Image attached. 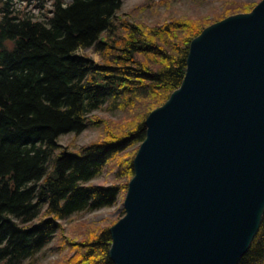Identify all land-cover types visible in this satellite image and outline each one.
I'll use <instances>...</instances> for the list:
<instances>
[{"label":"trees","instance_id":"trees-1","mask_svg":"<svg viewBox=\"0 0 264 264\" xmlns=\"http://www.w3.org/2000/svg\"><path fill=\"white\" fill-rule=\"evenodd\" d=\"M17 1L0 0V264H36L46 250L51 264H112L111 225L79 222L72 240L62 222L124 196L146 117L180 87L190 42L214 22L151 26L138 15L152 1L118 15L124 0H35L38 19ZM252 8L227 1L215 22ZM102 108L129 117L90 116ZM99 127L94 142L60 149L63 135ZM105 172L111 185L89 184ZM238 264H264V215Z\"/></svg>","mask_w":264,"mask_h":264},{"label":"water","instance_id":"water-1","mask_svg":"<svg viewBox=\"0 0 264 264\" xmlns=\"http://www.w3.org/2000/svg\"><path fill=\"white\" fill-rule=\"evenodd\" d=\"M145 119L112 264H238L264 215V0L205 28Z\"/></svg>","mask_w":264,"mask_h":264},{"label":"rangeland","instance_id":"rangeland-1","mask_svg":"<svg viewBox=\"0 0 264 264\" xmlns=\"http://www.w3.org/2000/svg\"><path fill=\"white\" fill-rule=\"evenodd\" d=\"M45 1V0H42ZM152 1V5H150L144 12L138 15V19L143 22L151 25H161L169 20L173 19H189V20H212L211 22H215L220 19V12H222L224 8V4L227 1H234L237 3H242L245 7H255L261 0H124L121 5V10L118 13L127 14L129 11L135 9L136 7L144 4H149ZM160 1H169L168 7H160L156 10L153 9V5ZM23 8L28 7V9L33 10L34 15L39 14L35 9L37 2L28 1V0H18L17 1ZM45 8L50 9V1L47 0L45 2ZM252 8V9H253ZM249 13V12H248ZM243 14V13H239ZM237 15V14H234ZM233 16V15H231ZM230 17V16H229ZM39 19V18H38ZM223 20V19H222ZM221 21V20H220ZM219 22V21H218ZM213 23V24H214ZM83 55H87L92 58L94 62H99V58L96 54L91 52L90 49H87L81 52ZM91 117L98 118H106L113 121L124 120L129 117L126 113H121L119 111L110 113L107 112L106 109L102 108L99 111H95L91 113ZM102 133V127L99 128H90L85 130L82 134H80L77 138L74 137L73 134H67L60 137L58 145L60 149H65L66 147H70L72 149H76L82 146H86L99 137ZM138 147V146H137ZM137 147H133L132 151L137 149ZM113 181L112 174H108L107 172L103 173L101 176L95 178L89 184L98 186V185H111ZM123 196L118 197L116 203L109 208H101L92 212L83 213L74 215L68 220L62 222L63 227L66 229L65 236L69 239H76L72 234L69 233V229L73 226H76L79 222H84L86 225L91 226L93 228H103L112 226L113 223H116L122 217L123 211ZM78 240V239H77ZM49 247L53 248V244ZM58 258V255L51 250L44 251L39 257L38 262L36 264H51Z\"/></svg>","mask_w":264,"mask_h":264},{"label":"bare ground","instance_id":"bare-ground-1","mask_svg":"<svg viewBox=\"0 0 264 264\" xmlns=\"http://www.w3.org/2000/svg\"><path fill=\"white\" fill-rule=\"evenodd\" d=\"M261 1H262V0H261ZM190 43H191V42H190ZM139 146H140V145H139ZM139 146L137 147V151H138V149H139ZM137 151H136V153H137ZM136 153H135L134 157L136 156ZM133 159H134V158H133ZM132 162H133V161H132ZM132 168H133V167H132ZM112 176H113V175H112ZM130 180H131V179H130ZM128 183H129V182H128ZM127 186H128V184H127ZM126 193H127V190H126V192H125V194H124V196H123L124 199H125ZM123 202H124V200H123ZM124 215H125V213H124V208H123V211H122V217H123ZM122 217H121V218H122ZM121 218H120V219H121ZM114 224H115V223H114ZM114 224H113V225H114ZM113 225H112V226H113ZM112 226H111V227H112ZM259 228H260V227H259Z\"/></svg>","mask_w":264,"mask_h":264}]
</instances>
